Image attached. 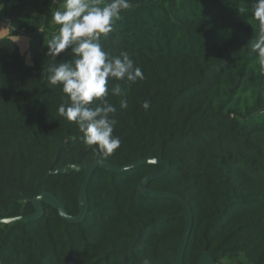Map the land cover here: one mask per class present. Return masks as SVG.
Wrapping results in <instances>:
<instances>
[{"label": "trees", "instance_id": "obj_1", "mask_svg": "<svg viewBox=\"0 0 264 264\" xmlns=\"http://www.w3.org/2000/svg\"><path fill=\"white\" fill-rule=\"evenodd\" d=\"M129 2L99 42L112 56L127 53L144 78L110 80L109 89L120 84L123 92L107 97L117 108L113 135L121 143L104 156L59 114L69 101L48 81L50 64L74 59L70 48L55 58L44 54L43 41L59 27L52 16L60 1L0 0L8 26L29 34L32 61L24 64L10 35L0 39V217L32 214L30 198L42 191L77 215L84 171L54 173L67 163L126 165L160 156L168 171L146 186L189 205L184 264H197L204 250L215 264H264V74L250 46L259 35L255 0ZM157 168L97 167L76 223L43 202L39 218L0 224V264H175L181 206L138 188Z\"/></svg>", "mask_w": 264, "mask_h": 264}, {"label": "clouds", "instance_id": "obj_2", "mask_svg": "<svg viewBox=\"0 0 264 264\" xmlns=\"http://www.w3.org/2000/svg\"><path fill=\"white\" fill-rule=\"evenodd\" d=\"M130 6L129 0H64L62 10L52 16L54 24L59 25L56 34L43 41L47 48L44 54L51 58L70 48L74 59L50 64L48 81L52 85L59 84L69 101L59 106V114L74 121L83 134L84 143L95 146L94 151L104 156L113 153L121 143L120 138L113 135L117 121L112 117L117 108L107 97L109 94L120 97L123 92L120 84L109 89L110 80L135 83L144 78L142 70L127 53L112 56L99 42L101 34L111 32L122 10ZM250 11L259 22L258 38L250 42V46L257 53L255 62L259 71L264 74V0H255ZM12 31L14 26L11 25L0 28V39L10 35L11 42L20 40L19 36L11 35ZM94 101L99 104L92 107ZM120 107H127V102L121 99ZM142 107L149 108V103L145 101Z\"/></svg>", "mask_w": 264, "mask_h": 264}, {"label": "water", "instance_id": "obj_3", "mask_svg": "<svg viewBox=\"0 0 264 264\" xmlns=\"http://www.w3.org/2000/svg\"><path fill=\"white\" fill-rule=\"evenodd\" d=\"M60 0H56L59 2ZM143 163H153L158 165L157 169L152 170L147 173L138 183L139 190L144 195H149L157 198L169 197L176 200L180 206L181 210L179 215L184 219V227L181 235V239L177 246V252L175 255V264H184L183 262V253L187 243L188 234L191 229L192 224V215L190 212V208L188 203L177 193L166 191V190H157L147 188V182L155 177L162 175L163 173L168 171V163L166 160L162 159L160 156L158 158H148V159H138L126 165H114L104 159H94L86 164L82 163H67L62 165L56 169H54V173L68 174L72 171H84V178L79 186L78 191V214L75 216H71L67 213L62 203L54 196L51 192L42 191L38 193L36 196L30 198V201L34 207V212L29 215H16L10 217H0V224L10 225L11 223L19 222V221H27L31 219L39 218L43 214V202L54 207L59 216L62 219L68 220L72 223H76L80 221L86 213L87 210V197H86V186L90 175L97 168L101 167L108 171H122L124 169L141 165ZM197 264H215L214 259L211 255H209L205 250L202 251Z\"/></svg>", "mask_w": 264, "mask_h": 264}, {"label": "crops", "instance_id": "obj_4", "mask_svg": "<svg viewBox=\"0 0 264 264\" xmlns=\"http://www.w3.org/2000/svg\"><path fill=\"white\" fill-rule=\"evenodd\" d=\"M7 26L8 25H3V24L0 23V28L7 27ZM11 35H16V36L20 37V40L16 41L15 43L18 45L20 50H21V47H22L24 52L27 53L28 46H29V40H30L29 34L24 32V30H22V29H14V31L11 32ZM11 38H12V36H11Z\"/></svg>", "mask_w": 264, "mask_h": 264}, {"label": "rangeland", "instance_id": "obj_5", "mask_svg": "<svg viewBox=\"0 0 264 264\" xmlns=\"http://www.w3.org/2000/svg\"><path fill=\"white\" fill-rule=\"evenodd\" d=\"M156 1H158V3H161V2H162V0H156ZM63 2H64V0H60V3L58 4V7H57L56 11H57V10H62ZM0 17H1V16H0ZM0 23H1V22H0ZM1 24H3V23H1ZM3 25H7V24H3ZM22 50H23V49H22V47H21L20 53H21V55H22V57H23L24 64H25L26 66L32 65V61H31V59L29 58V57H30V56H29V53H26V52H24V50H23V54H22ZM232 263H233V262L231 261V259H227V260H223L221 264H232Z\"/></svg>", "mask_w": 264, "mask_h": 264}, {"label": "built area", "instance_id": "obj_6", "mask_svg": "<svg viewBox=\"0 0 264 264\" xmlns=\"http://www.w3.org/2000/svg\"><path fill=\"white\" fill-rule=\"evenodd\" d=\"M0 22L3 23V24H9V19L7 17H0Z\"/></svg>", "mask_w": 264, "mask_h": 264}]
</instances>
